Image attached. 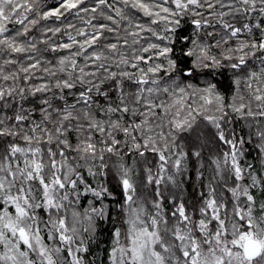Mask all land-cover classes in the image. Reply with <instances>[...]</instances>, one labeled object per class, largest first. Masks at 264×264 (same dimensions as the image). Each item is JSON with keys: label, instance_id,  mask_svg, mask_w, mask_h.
<instances>
[{"label": "snow or ice", "instance_id": "1", "mask_svg": "<svg viewBox=\"0 0 264 264\" xmlns=\"http://www.w3.org/2000/svg\"><path fill=\"white\" fill-rule=\"evenodd\" d=\"M0 264H264V0H0Z\"/></svg>", "mask_w": 264, "mask_h": 264}, {"label": "trees", "instance_id": "2", "mask_svg": "<svg viewBox=\"0 0 264 264\" xmlns=\"http://www.w3.org/2000/svg\"><path fill=\"white\" fill-rule=\"evenodd\" d=\"M47 4L49 6H54L57 4V0H47ZM245 131H247V129H245ZM244 150H245V158L242 162L251 163L257 168H259L260 167V156H259L258 150L255 147V145L252 143H248L245 145ZM191 192H192V189L191 187H189L188 188L189 199L191 198L190 196ZM83 205L85 207L87 206V200L83 201Z\"/></svg>", "mask_w": 264, "mask_h": 264}]
</instances>
